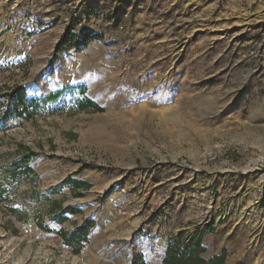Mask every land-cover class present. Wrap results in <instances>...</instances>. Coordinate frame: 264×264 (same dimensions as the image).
<instances>
[{"label": "rangeland", "instance_id": "1", "mask_svg": "<svg viewBox=\"0 0 264 264\" xmlns=\"http://www.w3.org/2000/svg\"><path fill=\"white\" fill-rule=\"evenodd\" d=\"M194 237L264 264V0H0V264H162Z\"/></svg>", "mask_w": 264, "mask_h": 264}, {"label": "trees", "instance_id": "2", "mask_svg": "<svg viewBox=\"0 0 264 264\" xmlns=\"http://www.w3.org/2000/svg\"><path fill=\"white\" fill-rule=\"evenodd\" d=\"M73 41V40H72ZM72 41H69L65 47L62 49H76V45L72 43ZM87 39L83 41L82 45L87 44ZM14 94H17V97L20 99L19 102H22L24 99V91L22 88H17L15 90ZM87 167V165L83 166ZM78 185L83 184L85 186V189H88V185H86L84 182H76ZM76 197H80L81 194H76ZM65 212L71 213V214H77L78 211L73 208L72 206H68L66 209H64ZM58 222H63L65 218H60L59 215L55 216L54 218ZM93 226V221L90 219L84 220V222L76 227L71 233H65L64 231H60V234L63 236V238L66 240V242L70 245H79L81 242L87 240V235L89 232V229ZM179 236H176L175 240L178 242V240H181ZM205 252V249L201 245V241L199 237L192 238L189 242L182 245V248H167L165 258L162 262V264H223L225 254L224 251L218 255L215 256L209 260H205L202 258V254Z\"/></svg>", "mask_w": 264, "mask_h": 264}]
</instances>
